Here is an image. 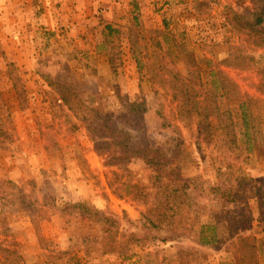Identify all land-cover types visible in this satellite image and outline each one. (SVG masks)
<instances>
[{
	"label": "rangeland",
	"instance_id": "374dc122",
	"mask_svg": "<svg viewBox=\"0 0 264 264\" xmlns=\"http://www.w3.org/2000/svg\"><path fill=\"white\" fill-rule=\"evenodd\" d=\"M89 1L96 9L85 17L84 8L70 0H0V127L11 138L0 144V180L10 182L6 195L13 202L1 209L0 240L16 253L4 264L231 261L225 260L227 241L199 247L191 234L144 247L132 243L124 255L103 253L100 225L48 209L36 227L17 208L19 195L36 205L47 195L55 204L83 201L116 218L112 231L118 235L135 231L144 206L125 185L150 187L152 169L135 159L123 167L126 175L94 152L101 140L160 152L164 164L193 185L194 228L207 216L225 213L258 240V264H264V48L252 46L227 22L230 11L242 15L255 0H139L110 10ZM19 63L30 69L22 72ZM161 66L186 81L170 83L203 102L202 116L186 112L190 103L179 115L168 83H160V76L169 80ZM217 69L236 84L235 93L213 88L211 72ZM50 83L71 85L85 106L92 102L110 120H89L77 107L68 111ZM125 99L143 100L147 110L122 115ZM66 112L76 129L65 121ZM228 188L236 202L214 206V197ZM179 250L193 253L181 259Z\"/></svg>",
	"mask_w": 264,
	"mask_h": 264
},
{
	"label": "trees",
	"instance_id": "16d2710c",
	"mask_svg": "<svg viewBox=\"0 0 264 264\" xmlns=\"http://www.w3.org/2000/svg\"><path fill=\"white\" fill-rule=\"evenodd\" d=\"M229 14L230 16L227 18V22L231 28L239 33V35L246 38L255 48L263 49L264 0H255L254 8L252 10H246L242 15L234 14L231 11ZM230 49L233 50L235 48L231 46ZM232 63L234 65L233 61H229V65ZM158 70L161 74L165 72L169 74V80H164L162 76L159 75L160 83H164L165 81L168 83V88L171 90V98L177 100L179 103V115L185 111V105L188 106L191 104V108L186 112L190 115L192 114L194 118L202 116L201 111L204 107L203 102L199 99L194 100L195 97L193 98L188 92H182L180 85L174 86L170 83V81H173L174 83L179 82L181 85H184L186 81L179 77L176 72L170 70L169 67L166 69L165 66H161L158 67ZM211 74L213 77L212 84L214 89L226 93V89L230 88L231 93H235L236 84L229 79L222 70H213ZM50 85L58 87L62 105H67L68 111H74L77 107L83 110V113L85 111V113L87 112L90 114L89 120H110L109 116L103 114V112L99 110V106H91L93 104L92 102L87 103V106H85V103L80 100L82 93L76 91L71 85H60L57 83H50ZM18 93L20 96L23 94V91L18 89ZM240 103L241 121L243 126L248 129L247 114L244 110V104L242 102ZM121 108H123L122 115H124V113L136 115L147 110L146 103L143 100L128 101L125 99L123 107ZM63 114L65 121L70 123L71 129H76L77 124L72 121V116L67 112ZM76 115H78L77 112ZM122 115L120 116L124 118ZM187 117H189V115H187ZM3 129L4 128L0 127V144L11 139L10 132ZM244 136L248 137V134L245 133ZM255 143L256 141L253 142V145H255L253 147H257ZM93 150L100 157L108 158L109 161L107 164L114 166L122 172L125 171L126 175H129V173L123 167L135 159H141L151 167L153 176L150 187L141 186L137 182L134 184H129L130 182H127L125 185L126 188L130 189L129 195L131 198L144 206V211L140 213V218L134 224L135 231L127 234L120 233L118 235L116 229L112 231V227L117 225V219L111 216V214H107L87 202L78 201L55 204L54 198L47 195L42 204L36 205L34 200L26 201L23 196L19 195L17 198V208L27 212L36 227L40 221L48 218L47 214L49 210H51L59 216H73L78 218L81 222L100 225L102 233L106 234L102 242L103 253L124 255L128 246L132 243L144 247L156 240L168 242L191 234L196 246L199 247L216 246L227 241V257L225 260L231 261L226 264H258V240L252 234H247L246 228L236 226L237 221H234L233 218H227L225 213L220 212L221 216H207L205 220H201L198 223V228H194V219H197L198 216L195 218L196 212H194V210L197 205L195 204L196 198L193 195V185L190 184V180L179 178L175 170H172L168 164L165 165V158L160 152L148 148H134L129 146L127 142L113 143L109 140L95 142ZM9 183L8 181L0 180V201L3 202L0 203V216L3 214L1 209L9 204H13L6 195L5 184ZM219 189L220 188H215L214 191L217 192ZM230 191L231 189L228 188L227 194L221 192L219 196L214 197L216 203L214 206L222 208L236 202L235 197L232 196ZM203 207L204 206H201L202 209ZM190 214H192V218ZM188 219H190L191 223L187 226L186 221ZM4 230L7 232L8 228L6 227ZM116 235H118L121 240L124 238V243L116 240ZM5 237L7 239V236ZM3 242H5V244ZM7 243L6 240H0V254H4L3 257L0 255V264H4L11 255H16L15 251L5 246ZM191 253H193L192 250L185 252L179 250L177 252L181 259L186 258Z\"/></svg>",
	"mask_w": 264,
	"mask_h": 264
},
{
	"label": "crops",
	"instance_id": "0c3cea01",
	"mask_svg": "<svg viewBox=\"0 0 264 264\" xmlns=\"http://www.w3.org/2000/svg\"><path fill=\"white\" fill-rule=\"evenodd\" d=\"M72 3H76V5L74 6L75 8H79V7H83L84 8V16L85 17H88L90 16V14H92L95 9H96V6L94 5V3H90L89 0H70ZM119 1V4L118 3H115L113 0H99L100 2V6L102 7H106L108 8V10L112 9V7L114 5H128L130 2H135V1H139V0H118ZM120 2L122 4H120ZM74 5V4H73ZM119 22V21H118ZM18 67L20 68V70L22 72H24L25 70H28L30 69L29 66L26 64H22V63H19L18 64ZM4 68V67H3ZM2 68V66L0 67V72H4V69ZM4 73H1V78L3 79L2 81L5 80V77L3 76Z\"/></svg>",
	"mask_w": 264,
	"mask_h": 264
}]
</instances>
